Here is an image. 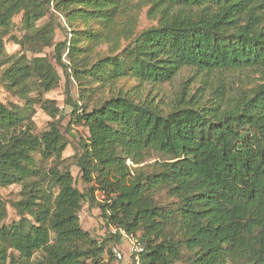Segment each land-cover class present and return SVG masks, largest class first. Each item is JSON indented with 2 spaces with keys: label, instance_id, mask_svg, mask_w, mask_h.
I'll return each instance as SVG.
<instances>
[{
  "label": "trees",
  "instance_id": "16d2710c",
  "mask_svg": "<svg viewBox=\"0 0 264 264\" xmlns=\"http://www.w3.org/2000/svg\"><path fill=\"white\" fill-rule=\"evenodd\" d=\"M139 1L159 10L157 24L87 68L84 58L75 59L112 34L119 16L132 8L130 0H0L6 85L41 95L59 85L58 67L63 69L67 104L89 131L76 165L83 181L93 183L80 190L69 168L39 165L37 156L61 161L69 141L59 124L38 134L31 105L0 100V187H23L13 204L20 219L0 227V264L15 259L14 252L24 263L40 252L37 264H112L115 255L107 244L123 242L111 227L140 236L143 264H175L182 248L194 253V264H264V0ZM51 2L72 35L55 45V62L8 55L4 36L19 13L27 31L19 44H36L37 52L52 45L53 26L37 25ZM79 23L85 27L77 28ZM66 50L77 65L73 75L62 61ZM82 67L110 83L171 82L184 67L201 74L251 69L261 82L236 95L219 90L205 102L201 93L183 91L167 110L117 90L87 110L71 100L69 86L73 76L80 79ZM42 107L51 116L59 111L49 99ZM150 148L174 158L145 164ZM160 190L174 198L172 206L157 203ZM83 202L100 207L109 237L99 240L82 228ZM6 216L0 198V221Z\"/></svg>",
  "mask_w": 264,
  "mask_h": 264
},
{
  "label": "rangeland",
  "instance_id": "374dc122",
  "mask_svg": "<svg viewBox=\"0 0 264 264\" xmlns=\"http://www.w3.org/2000/svg\"><path fill=\"white\" fill-rule=\"evenodd\" d=\"M132 8L125 14H121L118 18V24L110 36L106 38V34L102 40L96 42L92 48L86 52H82L75 61L87 63V68L97 61L100 57L106 55H115L119 53L140 31L157 24L159 10H153L151 3H140L139 0H130ZM22 13L17 14L13 19V26L10 31L4 36L5 51L8 55L25 54L28 58L33 56H46L51 62H55V45L60 42L67 41L72 38L71 26L67 23L64 14L57 10L53 2L46 15L37 22L38 26L49 23L53 26L52 45L42 47L40 52L35 51V47L30 43L19 44L17 39H22L27 32L21 22ZM85 25L79 23L77 28H84ZM83 43L86 44V41ZM69 50L63 52L62 61L67 65L68 73L74 74L73 67L77 66L75 62H71L68 56ZM78 64V62H77ZM61 74V81L57 87L49 92H44L40 95L38 91H28L24 85L14 88H9L2 76L3 67H0V100L8 105L16 104L20 106L31 105L33 108L34 131L38 134L48 130L52 123H58L63 134L69 141L68 146L62 154L61 161L43 160L37 156L39 165L47 168L57 164L60 168H69L74 178L76 185L80 190H86L93 185L83 181L79 167L76 165L77 157L81 154V141L89 137L88 128L74 120L72 113L73 107L67 104V96L65 92L66 77L63 69L58 67ZM82 72H79L80 79L72 77L69 83L72 101L78 103L83 109L91 110L93 106L99 104L104 98L115 93L117 90L129 91L138 101H145L153 106L169 109L172 102L183 91L189 94H202V101L215 97L217 91H225V95H236L239 90L251 88L261 82L259 72L251 69L239 71H224L211 74L198 73L194 68L184 67L171 82L160 84L140 83L131 78L117 79L114 83L101 81V78L89 76L82 67ZM84 71V72H83ZM30 98L31 101H28ZM41 99V102L34 101ZM46 99L53 100L55 107L59 111L55 116H51L47 110L42 107V102ZM30 102V103H29ZM174 155L159 151L155 148H150L146 157V163H154L155 161H170ZM22 186L19 184L0 187V198L6 204L7 216L0 221V227L18 221L20 215L13 207V204L20 200L22 195ZM54 194L58 192V188H53ZM97 198L104 197L96 192ZM155 199L159 205L170 207L174 203V198L168 195L165 190H160L155 194ZM80 222L84 230L89 231L97 239L101 240L109 237L105 231V220L102 217V212L97 203L89 206L87 202H83L82 210L79 214ZM141 234V231L139 232ZM174 235V233H172ZM113 250L120 248L126 254L127 246L124 243H117L110 240L107 244ZM109 254L106 252L104 258L109 259ZM15 259H9L6 264H37L41 259V253L36 252L30 262L24 263L19 258V254L14 252ZM194 253L182 248L181 256L175 261V264H194ZM112 264H132L131 261H119L117 258H112ZM230 264V263H226Z\"/></svg>",
  "mask_w": 264,
  "mask_h": 264
},
{
  "label": "built area",
  "instance_id": "2783aa9c",
  "mask_svg": "<svg viewBox=\"0 0 264 264\" xmlns=\"http://www.w3.org/2000/svg\"><path fill=\"white\" fill-rule=\"evenodd\" d=\"M104 197L102 192H98ZM111 232L113 234H119L121 236L122 242L127 246V253L125 254L121 246L113 250L115 257L119 261L130 260L132 264H143V256L145 254V245L141 241L139 235L130 234L125 229H118L111 227Z\"/></svg>",
  "mask_w": 264,
  "mask_h": 264
}]
</instances>
